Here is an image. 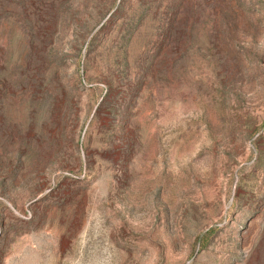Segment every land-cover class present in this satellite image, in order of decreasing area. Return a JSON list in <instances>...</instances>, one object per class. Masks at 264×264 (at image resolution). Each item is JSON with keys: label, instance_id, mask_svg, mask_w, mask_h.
<instances>
[{"label": "rangeland", "instance_id": "rangeland-1", "mask_svg": "<svg viewBox=\"0 0 264 264\" xmlns=\"http://www.w3.org/2000/svg\"><path fill=\"white\" fill-rule=\"evenodd\" d=\"M0 264H264V0H0Z\"/></svg>", "mask_w": 264, "mask_h": 264}, {"label": "trees", "instance_id": "trees-1", "mask_svg": "<svg viewBox=\"0 0 264 264\" xmlns=\"http://www.w3.org/2000/svg\"><path fill=\"white\" fill-rule=\"evenodd\" d=\"M5 83V80H3L2 82H0V91H2L3 90V88H4V84Z\"/></svg>", "mask_w": 264, "mask_h": 264}]
</instances>
